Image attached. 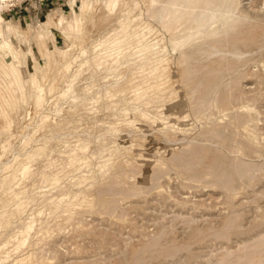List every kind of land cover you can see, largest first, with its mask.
<instances>
[{
  "label": "rangeland",
  "instance_id": "rangeland-1",
  "mask_svg": "<svg viewBox=\"0 0 264 264\" xmlns=\"http://www.w3.org/2000/svg\"><path fill=\"white\" fill-rule=\"evenodd\" d=\"M84 1L8 0L0 13V32L8 22L24 35L9 38L24 55L22 98L11 106L18 96L0 76V264H208L242 254L264 236V0H230L237 8L221 7L183 50L184 0H120L113 10L88 0L80 13ZM209 27L221 35L207 38ZM38 29L48 36L41 48ZM210 39L215 54L191 61ZM75 74L72 94L58 99Z\"/></svg>",
  "mask_w": 264,
  "mask_h": 264
},
{
  "label": "bare ground",
  "instance_id": "bare-ground-1",
  "mask_svg": "<svg viewBox=\"0 0 264 264\" xmlns=\"http://www.w3.org/2000/svg\"><path fill=\"white\" fill-rule=\"evenodd\" d=\"M8 0H0V13H1V10H4L6 8V2ZM120 0H108V3H107V6L105 8L109 9V10H113L114 7L116 6V4L119 2ZM125 1V0H124ZM150 1V4L151 6H153V4L155 3L156 0H149ZM158 1V0H157ZM185 3H186V6L184 8L181 7V27L184 25V24H187V22H189V28L186 29V32H184L182 29L181 31V36H183L181 38V50L184 49V47H188L189 45L193 44L194 41L198 38V35H202V36H199L200 37H203V33L200 34L198 33L199 30L196 31V33H189L191 32L192 30L196 29V27L198 28H206V24L209 23L210 21H212L215 17H217L216 15V12L218 10H220L221 7L223 8H226L227 11H231L233 12L238 4L236 2V4H233L232 2H230V0H226V2H219L217 0H184ZM246 1V0H245ZM117 2V3H116ZM88 3V0H85L83 3H81V5H79V11L80 13L82 12H85L84 11V8L85 6L87 5ZM127 4V3H126ZM226 4V5H225ZM224 5L226 7H224ZM153 8V7H151ZM93 9L92 6H89L88 9L86 10V14H89L90 13V10ZM195 9H198V12H194ZM200 9V10H199ZM150 12V11H149ZM176 12V10H175ZM127 13V12H126ZM225 15V14H224ZM84 15L80 14L76 17L75 21L77 22L76 24V28L79 29V27L82 25V17ZM220 17V16H219ZM218 17V18H219ZM228 21V20H227ZM225 21V23L227 22ZM59 28L63 31L62 29V25L64 24V19H60L59 22ZM218 23V22H217ZM5 24V32L2 33L0 32V53L3 54V56H6L7 54L11 55L12 57V61L9 65H6L4 64L3 62H0V76H4L5 78H7L9 80V82L7 83V86L5 87V89H7L9 91V93L11 91H14L16 94H17V98L16 99H11V102L9 104V106H11L13 103L17 102L20 98H22V90H23V83H22V80H21V77H20V73H19V68H18V64L19 63V60H22L20 58H24V55H21V57L19 56L16 48H14L10 42V37H19V38H22L24 39V35L22 32H20L18 30L17 27H14L12 24L8 23V22H4ZM123 26L124 24L122 22H119L118 23V26ZM4 26V25H3ZM222 26V25H221ZM1 27V26H0ZM57 27V29H58ZM230 27V26H229ZM235 27V26H234ZM238 27V26H236ZM68 28L69 29H73V25L72 24H69L68 25ZM232 28V27H231ZM241 28V26L239 27ZM119 29V28H118ZM203 29V30H204ZM224 30V29H223ZM239 30V29H238ZM242 30V29H240ZM232 31V30H231ZM207 33V38L209 37H212V36H215V35H221V30L217 27L215 28H208V30L205 31ZM204 32V33H205ZM223 32V31H222ZM235 32V30H234ZM33 33L36 35V44L41 48V45H42V42L43 40L45 39V37L47 36L46 35V32H43L42 30L38 29L37 31L33 30ZM229 33V29H228V32L227 34ZM225 34V33H223ZM230 34V33H229ZM228 34V35H229ZM234 34V33H232ZM237 34V33H236ZM239 34V33H238ZM46 35V36H45ZM227 35V36H228ZM231 35V34H230ZM235 35V34H234ZM48 37V36H47ZM116 37L115 34L109 36L108 40H110V42H112L113 40V43L114 44H119L123 41V39L121 40V38H119L118 40H114ZM232 37V36H231ZM50 38V37H49ZM134 38H136L135 36H132L129 40H133ZM206 38V37H205ZM218 38V37H217ZM216 38V39H217ZM226 38V36H225ZM214 39V38H213ZM241 39V38H240ZM211 40V39H210ZM233 40V38H228L225 40V45L228 46V43L231 44V41ZM229 41V42H228ZM240 41V40H238ZM242 41V40H241ZM216 41L215 40H211V41H207L206 40V43L204 42V45H201L200 49L197 50V52L195 53L194 52V55L192 54L191 56H189V59L192 61L194 60H197L199 59L200 57H205V58H210L213 56V53L214 51L212 49H207L205 48V44L207 46H213V44H216L215 43ZM233 42V41H232ZM53 43V42H52ZM235 43V42H234ZM100 42L95 44L96 46H100ZM113 45H109L106 44L104 46V48H102L100 50V53L97 55V57L99 58V60H102V57L103 56H107L109 53H104V52H109L111 51L112 47L114 46ZM195 44V43H194ZM194 46V45H192ZM196 46V45H195ZM55 47V46H54ZM73 47V46H72ZM102 47V46H100ZM229 47V46H228ZM176 48V46H172L171 47V51H173L174 49ZM190 48H192L190 46ZM71 49L70 48L68 51H69V55H71ZM148 49V47L146 48H143L141 49L140 51H137L135 52V56L139 55L141 52L143 51H146ZM186 49V48H185ZM188 49V48H187ZM231 50V49H230ZM99 51V49L97 50ZM191 51V49H190ZM221 51V50H220ZM53 52V51H52ZM102 53V54H101ZM221 53V52H220ZM227 53V52H226ZM54 54V53H53ZM132 54V53H131ZM183 54V53H182ZM184 54H185V60H187L188 58H186L188 52L184 51ZM217 54V53H216ZM64 55H67V52H64ZM73 55V54H72ZM75 55V54H74ZM225 55V54H224ZM227 55V54H226ZM233 56H236L238 57V53H233L232 54ZM53 56L54 55H47L48 57V62H52L54 61L53 59ZM79 56V55H78ZM77 56V57H78ZM82 56L83 59H82V64L83 65H86L88 63V59H89V55L86 54L85 51L82 52ZM118 56V55H117ZM220 56V55H219ZM242 56V55H241ZM80 57V56H79ZM240 57V56H239ZM221 58H224L223 56H221ZM71 58L67 59L64 61V64L67 63ZM127 59V57H126ZM130 59V57H129ZM206 59V60H207ZM117 60V57L116 55L114 56L113 60L112 61H116ZM125 60V59H124ZM205 60V61H206ZM221 60V59H220ZM24 61V60H22ZM123 61V60H122ZM128 61V59H127ZM188 61V60H187ZM199 61V60H198ZM76 62V61H75ZM187 63V62H186ZM23 64V63H22ZM51 65V63H49ZM188 64V63H187ZM21 65V64H20ZM76 65V64H75ZM79 67V66H78ZM81 67V66H80ZM81 69V68H80ZM192 70V69H191ZM115 71V70H114ZM188 71V70H187ZM76 72V71H75ZM196 73V72H195ZM78 74V73H77ZM77 74L73 75L72 79H68L64 82V86L62 87L61 91H60V94H59V98L58 99H64L68 94H72V88H73V83L75 81V77L77 76ZM2 76V77H3ZM190 76V75H189ZM78 77V76H77ZM70 78V77H69ZM214 78V77H213ZM216 78V76H215ZM214 78V79H215ZM224 78V77H223ZM34 81V80H33ZM223 82V81H221ZM117 84V83H116ZM196 84V83H195ZM217 84V83H216ZM199 85V84H198ZM220 85V84H219ZM218 85V86H219ZM217 86V87H218ZM217 89V88H216ZM216 92V91H214ZM213 92V93H214ZM143 97V96H142ZM215 97V96H214ZM73 100H76V96L74 95L73 97ZM5 99V98H4ZM6 101V99H5ZM7 101V102H8ZM214 102V101H213ZM86 103V102H85ZM88 103V102H87ZM119 103V102H118ZM84 105V104H82ZM53 106V105H52ZM8 107V106H7ZM6 107V108H7ZM78 107V106H77ZM10 108V107H9ZM73 108V107H72ZM2 111V108H0V112ZM76 111V110H75ZM3 112V111H2ZM60 112V111H59ZM62 112V111H61ZM80 113V112H79ZM75 117V116H74ZM231 164V163H230ZM244 165H246L245 163H243ZM243 164H240L243 166ZM235 166V165H233ZM199 168H201L202 170H205L207 172H212L213 171V167L210 166V165H206L205 163H201L200 166H198ZM230 167V166H228ZM232 167V166H231ZM244 167V166H243ZM252 167L250 166H245L243 169H242V172H247L251 169ZM25 170V169H24ZM27 170V169H26ZM27 172V171H26ZM244 174V173H243ZM30 228V227H29ZM27 230V229H26ZM150 251V250H149ZM263 253H264V236H260L258 237L257 239H255V241L250 245V247L248 249H246L242 254L240 255H235V254H227L225 253V256L217 263H212V262H209L208 264H261L262 261H263ZM29 257V256H28ZM209 260V259H208Z\"/></svg>",
  "mask_w": 264,
  "mask_h": 264
}]
</instances>
